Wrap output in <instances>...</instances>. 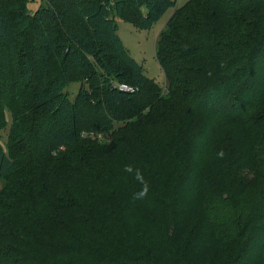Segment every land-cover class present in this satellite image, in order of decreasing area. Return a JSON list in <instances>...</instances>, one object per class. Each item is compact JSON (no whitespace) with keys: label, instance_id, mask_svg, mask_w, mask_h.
<instances>
[{"label":"trees","instance_id":"1","mask_svg":"<svg viewBox=\"0 0 264 264\" xmlns=\"http://www.w3.org/2000/svg\"><path fill=\"white\" fill-rule=\"evenodd\" d=\"M29 1L0 0V264H264V0ZM170 9L164 87L116 21Z\"/></svg>","mask_w":264,"mask_h":264},{"label":"rangeland","instance_id":"2","mask_svg":"<svg viewBox=\"0 0 264 264\" xmlns=\"http://www.w3.org/2000/svg\"><path fill=\"white\" fill-rule=\"evenodd\" d=\"M176 2V8L182 6L188 0H174ZM43 4V0H30L28 7L31 12L37 10L40 5ZM174 9H170L166 14L149 30H139L132 23L126 22L120 18H117V31L123 42L128 48L130 54L144 66L145 73L148 77L155 79L158 83L165 87L167 84L166 76L156 58L157 44L159 34L166 28V23L172 15ZM80 84L73 83L67 91L70 93V98L75 99L79 92ZM166 91H164L165 93ZM10 118V116H9ZM8 131H3V143L6 142ZM95 135H92L94 137ZM99 140L102 136L99 135ZM95 139V138H94ZM98 139V138H97ZM102 141V140H100ZM4 187V182L0 180V191Z\"/></svg>","mask_w":264,"mask_h":264},{"label":"built area","instance_id":"3","mask_svg":"<svg viewBox=\"0 0 264 264\" xmlns=\"http://www.w3.org/2000/svg\"><path fill=\"white\" fill-rule=\"evenodd\" d=\"M120 88L123 89V90H126V91H130V92L133 91L132 88L127 87L126 85H121Z\"/></svg>","mask_w":264,"mask_h":264}]
</instances>
